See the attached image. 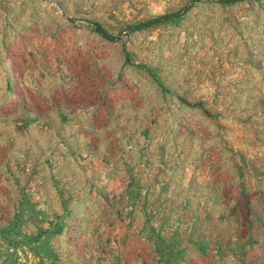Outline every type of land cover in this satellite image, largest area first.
<instances>
[{"label": "rangeland", "instance_id": "1", "mask_svg": "<svg viewBox=\"0 0 264 264\" xmlns=\"http://www.w3.org/2000/svg\"><path fill=\"white\" fill-rule=\"evenodd\" d=\"M35 27H60V58L112 60L103 74L82 67L77 75L105 74L128 89L137 78L162 99L132 136L151 143L153 159L175 162L173 187L128 196L157 206L161 238L150 224V246L102 243L109 264H216V235L226 250L243 251L250 236L264 243V0H0V48L23 43ZM184 158L191 179L178 164ZM80 218L73 252L79 264H99Z\"/></svg>", "mask_w": 264, "mask_h": 264}, {"label": "crops", "instance_id": "2", "mask_svg": "<svg viewBox=\"0 0 264 264\" xmlns=\"http://www.w3.org/2000/svg\"><path fill=\"white\" fill-rule=\"evenodd\" d=\"M24 34L23 43L0 48V264H79L66 237L74 216L84 220L95 263L113 261L110 253L102 254V243L150 246L144 232L150 224L160 241L157 206L128 198L134 188L145 195L173 187L175 162L153 159L151 143L132 136L159 110V91L137 78L128 89L126 81L105 74L77 75L82 67L103 74L112 60L60 58V27ZM151 163L157 168L150 169ZM178 164L191 179L192 162ZM221 241L216 235V264H264L263 240L247 237L240 252L234 246L226 250ZM157 247L153 242L159 255Z\"/></svg>", "mask_w": 264, "mask_h": 264}, {"label": "built area", "instance_id": "3", "mask_svg": "<svg viewBox=\"0 0 264 264\" xmlns=\"http://www.w3.org/2000/svg\"><path fill=\"white\" fill-rule=\"evenodd\" d=\"M82 219L78 216L72 218V223L67 229L68 240L72 243V247L75 248L78 238L81 235ZM76 242V243H75Z\"/></svg>", "mask_w": 264, "mask_h": 264}, {"label": "trees", "instance_id": "4", "mask_svg": "<svg viewBox=\"0 0 264 264\" xmlns=\"http://www.w3.org/2000/svg\"><path fill=\"white\" fill-rule=\"evenodd\" d=\"M161 20H163V19H161ZM149 24H150V23H147V24L142 25V26L147 27V26H149Z\"/></svg>", "mask_w": 264, "mask_h": 264}]
</instances>
